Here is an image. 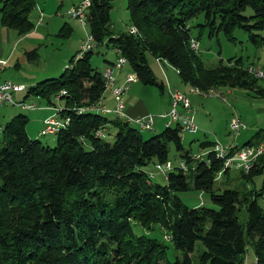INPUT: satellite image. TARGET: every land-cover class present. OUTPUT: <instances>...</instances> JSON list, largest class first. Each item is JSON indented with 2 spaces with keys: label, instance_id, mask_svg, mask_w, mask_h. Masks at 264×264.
I'll return each instance as SVG.
<instances>
[{
  "label": "trees",
  "instance_id": "trees-1",
  "mask_svg": "<svg viewBox=\"0 0 264 264\" xmlns=\"http://www.w3.org/2000/svg\"><path fill=\"white\" fill-rule=\"evenodd\" d=\"M112 1L90 0L81 22L102 45L80 50L60 77L26 89L25 98L44 99L59 121L67 120L55 133L42 132L55 135L54 145L30 137L22 113L0 128V264H244L249 250L255 264H264L263 186L250 192L215 187L218 174L229 168L213 151L195 158L184 148L181 134L187 131L177 123L145 138L144 130L122 116L93 109L109 93L104 69L90 60L95 49L111 47L140 82L162 91L149 54L175 68L201 95L229 87L264 99V80L243 68L241 58L205 67L191 46V39L198 43L194 25L208 27L210 36L222 31L228 40L239 27L253 44H264V0H127L135 34L113 30ZM35 6V0H0L1 24L18 35L31 32ZM25 55L34 60L38 53L33 48ZM115 59L105 60L106 66ZM54 100L63 102L57 106ZM110 129L115 133L106 141ZM169 143L187 168L168 172L161 185L152 181L156 173L147 166L169 161ZM213 145V140L200 142L201 148ZM263 171L264 155L247 172L240 169L247 182ZM191 188L207 192L213 206H187L177 193ZM241 210L247 214L244 222ZM134 224L164 230L176 256L170 258L163 240L137 235ZM198 243L202 249L193 260Z\"/></svg>",
  "mask_w": 264,
  "mask_h": 264
},
{
  "label": "rangeland",
  "instance_id": "rangeland-1",
  "mask_svg": "<svg viewBox=\"0 0 264 264\" xmlns=\"http://www.w3.org/2000/svg\"><path fill=\"white\" fill-rule=\"evenodd\" d=\"M73 1L74 0H35L36 6L30 13V19L36 24L34 37H24L25 40H22L18 46L15 45L16 40V44L19 40L17 33L13 29L3 26L0 21L1 47L4 49L5 56L9 54V52H12V57L5 67L7 69V74L16 76L17 71H19L20 74L24 75V80H26L27 84L24 90L13 94L16 102L23 99L22 95H24L27 87L32 83L36 84L45 79L60 77L66 65L69 63V59L81 50L82 43L87 39L89 27L87 22L85 24L81 23L77 19L70 17L67 13ZM111 4L112 9L110 11V17L113 30L116 31V33L128 29L130 31L131 26L129 12L127 10V0H113ZM39 10H42L44 15L42 16V23L38 26ZM199 21L202 22V19L199 18ZM3 28L10 29V34L13 36L10 42L6 41L7 35L4 34ZM191 33L194 37L198 38V52L205 67H215L219 64V61L227 63L230 58L232 60L241 58L244 65L243 68L248 69L250 65H254L261 67L264 71V44L258 46L253 44L248 37L247 31L236 27L233 31L234 40H228L222 31L215 32L210 36L208 27L194 25L191 27ZM33 48H36L38 56L30 63H27L25 62L27 57L24 52ZM17 58L21 60L20 70H16L14 65ZM114 59V50L111 47L105 46L95 49L90 58L93 67L99 70H102L105 60L112 61ZM147 60L156 77L162 78V80L166 78L171 87L170 89L179 91L185 94L187 99L189 98L188 108L190 109V114L194 118L195 124L198 126V131L194 134L186 132L181 135L184 148L190 149L192 155L202 154L203 157H205L207 152L213 148V146L201 148L198 142L200 139L204 140L207 138V140H213V142H218L222 145L224 144L218 141V138L222 142L225 138L231 141L237 135L236 131L233 132L230 130V121L234 116L233 114L238 112L242 114L254 108L252 101L254 102L256 97L249 96L247 92L242 89L218 87L211 89L208 95H201L198 92H192L190 85L183 83L177 70L167 62L158 61L154 56L149 54L147 55ZM125 71H128L126 67H124L122 73ZM257 78L264 80V77ZM228 89L231 90V93L227 92ZM223 97L224 99H222ZM25 100L26 103H45L44 99L40 100V98H36V96L33 95L26 97ZM54 102L57 106H60L63 100H54ZM46 107L48 108L49 106L46 105ZM181 109L185 110L184 107H179V110ZM51 112L50 110L38 111L37 109H22L17 105L0 103V128L5 121H8L10 117H12V115L22 113L29 119L26 125L29 136L32 138H39L43 143L52 146L54 145L55 135H43L42 133L45 127L43 118ZM114 133L115 130L110 129L108 134L104 137V140L111 141ZM142 134L145 138H148L156 133L152 130H144ZM238 142H240V140H238ZM168 160L174 165L180 160L172 143H169ZM192 166H194V162ZM147 168L151 170L150 172H155L152 163H149ZM152 181L161 185L166 183V180L158 173L152 175ZM188 182L191 186L192 178L190 176H188ZM214 186L233 188L243 192H250L254 189L258 190L263 186V197L259 200L262 203L264 198V171L255 175L252 181L247 182V179L241 175L240 169L232 167L229 168L227 173L218 176ZM177 195L189 207L200 205L202 202H204L206 206H213L207 192H199L191 188L184 192H178ZM238 217L240 222H244L247 218L245 210L239 211ZM133 229L137 235L146 234L163 240L169 247L170 258L176 256L178 251L171 246L168 240L170 238L169 235L157 225L153 230H148L134 224ZM200 248L202 249V245L198 243L193 252V260L197 259ZM244 264H255V259L250 250L246 254Z\"/></svg>",
  "mask_w": 264,
  "mask_h": 264
},
{
  "label": "built area",
  "instance_id": "built-area-1",
  "mask_svg": "<svg viewBox=\"0 0 264 264\" xmlns=\"http://www.w3.org/2000/svg\"><path fill=\"white\" fill-rule=\"evenodd\" d=\"M90 0H80L78 3L69 8L68 14L70 17L77 19L80 22H83L86 8L89 6ZM42 10H39V17L37 24L42 22L43 16ZM193 47L198 49V43L191 39ZM102 45V42H96L93 40L90 34H87V39L81 45V51L93 49L94 47ZM158 60V59H157ZM159 61V60H158ZM7 61L4 58H0V103H8L12 105L20 106L23 109H35V105L31 103H26L21 100L16 102L14 100L13 94L18 91L24 90L26 87L23 84L15 83L8 79H1V73L5 67ZM127 64L126 59L122 56H118L114 63L106 66L103 70V77L105 80V92H108L114 101V106L109 107L100 98L94 107L106 112L120 113L123 115V95L129 89L131 83L138 80L137 74L131 71H125L122 73V70ZM247 71L256 76L264 77V71L261 67L250 65ZM122 73V81L118 78L119 74ZM64 92V91H63ZM168 93L170 96V108L168 111L158 114L159 117L166 118L164 126L169 127L172 124H179L181 130L187 131L189 133H196L198 131V126L194 122L193 116L189 113L190 109L188 104V99L185 94L172 90L168 88ZM179 107L185 108V111L179 110ZM44 119H51V126H62L63 121H59L55 114H51ZM132 122L138 124L141 127V130H151L154 123V115H145L127 118ZM51 126L48 130H51ZM246 128V124L242 121L237 115H234L230 121V130L236 134ZM44 132V131H42ZM209 151H213L216 158L223 161V167L232 168L236 167L248 171L257 159L264 155V144H245L240 147H233L231 145H222L218 142H214L213 148ZM208 151V152H209ZM207 152V153H208ZM202 154H198V160L203 159ZM155 173L161 175L163 178H166L168 172L178 168L180 170H185L187 168V163L184 159H180L177 164H172L170 161L165 162H156L153 165ZM152 173V172H151ZM154 174V173H153ZM221 174L219 173L218 176ZM168 239V238H166Z\"/></svg>",
  "mask_w": 264,
  "mask_h": 264
},
{
  "label": "crops",
  "instance_id": "crops-1",
  "mask_svg": "<svg viewBox=\"0 0 264 264\" xmlns=\"http://www.w3.org/2000/svg\"><path fill=\"white\" fill-rule=\"evenodd\" d=\"M79 1L80 0H74L72 2V6L75 5L76 3H78ZM68 10H67V13H68ZM37 25L39 26V24H37ZM2 30H3L4 34L7 35L6 41L10 42L11 37H13L10 34V29L3 28ZM34 30H32L31 32L24 34V35H18L17 34V37L19 38V40H18L17 44H16V42H17V40H16L15 45L18 46V44L22 40H25V38L34 37L33 36L35 33ZM26 52L27 51H25L24 54ZM11 55H12V52H9V54H7L5 56L4 49L1 47V44H0V58H4L7 61L5 67L8 65V63L11 59V57H12ZM31 61L32 60L25 59V62H27V63L28 62L30 63ZM20 62H21V60L19 58H17V61L14 62L16 70L21 69ZM107 64H108V62L105 61V64H104L102 70L106 67ZM5 67L3 68V71L1 73V79H8V80H11L15 83L23 84L24 86L27 85L26 80H24L25 77L23 74H20L19 71H17L16 76L9 75V74H7V69ZM118 76H119L118 78L120 79V81H122L123 80L122 74H119ZM157 79H158V81L162 82V84H163V90L162 91H160L156 86L145 85L142 82H140L139 80L131 83L129 86V89L123 95V110H122V113H123L122 118L125 120H127V118L145 116L148 114L154 115V123H153V128L151 130L155 131V133H159L165 128L164 123H165L166 118L159 117L158 114L166 112L169 110V108H170V96L168 93V88H171L169 86L166 78L164 80H162V78L157 77ZM33 85H35V83H32L29 86H33ZM232 89H237V88H232ZM244 91H246L249 96L254 97V98L256 97V100L254 102L252 101V105L254 106V108H252L250 111L244 112L242 114L240 112H238L236 114H233L234 113L233 112L232 114L233 115L238 114L237 116L242 121L244 120V122L246 124V128L243 129V131L240 130L241 132H238L237 135L231 141L228 140L227 138H225L222 142L218 138V141H220L224 145H231L235 148L242 146V145H245V144H253V145H256L259 143L264 144V122H263L264 121V99H262L258 96H255L254 94L250 93V91H247V90H244ZM227 92L231 93V90L228 89ZM25 94H26V91H25L24 95H22L23 99H21V100H23V101H26L25 97H24ZM222 99H224V97ZM104 102L109 107L114 106V101L112 100V97L109 94H107L104 97ZM189 102H190V100H189ZM31 104H34L36 107L35 109H37L38 111H41V110L52 111L50 108L46 107L45 103L39 102V103L35 104V103L31 102ZM181 111L184 112L185 110L181 109ZM17 112H18V110H17ZM52 113L53 112L49 113L47 116L51 115ZM46 117H44V118H46ZM231 117H230V119H231ZM44 118H43V120H44ZM192 134H194V133H192ZM238 140H240V142H238ZM202 141H207V138H205L204 140H201V139L198 140L199 144ZM196 156H198V155L196 154Z\"/></svg>",
  "mask_w": 264,
  "mask_h": 264
},
{
  "label": "bare ground",
  "instance_id": "bare-ground-1",
  "mask_svg": "<svg viewBox=\"0 0 264 264\" xmlns=\"http://www.w3.org/2000/svg\"><path fill=\"white\" fill-rule=\"evenodd\" d=\"M137 30H136V28L135 27H130V33H135ZM191 45H192V43H191ZM193 47V46H192ZM194 49H197L196 47H193ZM191 91L192 92H196L197 93V90H194V88L193 89H191ZM206 95V94H205ZM93 109H95V110H97V111H99L100 112V114H109V115H111V114H113L114 116H117V117H121L122 115L120 114V113H113V112H106V111H102V110H100V109H98V107H94ZM60 110V109H59ZM92 111V110H91ZM60 114V113H59ZM64 119V118H63ZM65 120V119H64ZM69 120V119H68ZM65 121H67V120H65ZM65 121H63V124L64 123H66ZM127 121H129V123L131 122L132 124H134L136 127H138L140 130H141V127L140 126H138V124H136V123H134V122H132L131 120H129V119H127ZM43 122H44V124H45V127H44V129H43V133H55V131L58 129V128H60L61 126H51V119H44L43 120ZM67 124V123H66ZM50 126H51V130H48L49 128H50ZM63 128V127H62ZM58 131V130H57ZM198 156H196L195 158H197Z\"/></svg>",
  "mask_w": 264,
  "mask_h": 264
}]
</instances>
